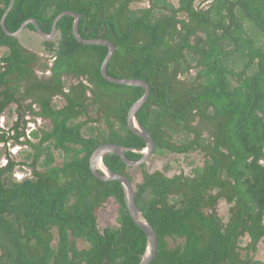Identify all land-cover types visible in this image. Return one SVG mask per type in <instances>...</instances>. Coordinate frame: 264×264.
<instances>
[{"label": "trees", "instance_id": "16d2710c", "mask_svg": "<svg viewBox=\"0 0 264 264\" xmlns=\"http://www.w3.org/2000/svg\"><path fill=\"white\" fill-rule=\"evenodd\" d=\"M197 1L16 0L6 27L15 32L35 18L50 33L60 13L82 14L84 38L116 47L108 74L150 84L137 119L154 139V155L202 157L189 162L188 173L139 167L137 204L158 237L151 264H264L256 258L264 244V11L261 19L256 6L213 0L201 8ZM10 3L0 0V121L14 114L12 104L17 119L0 126V158L7 160L0 165V264H139L146 235L122 184L97 178L90 158L103 143L146 148L128 126L145 89L107 81L101 66L108 48L80 43L72 16L58 21L57 39L42 41L44 56L28 51L2 29ZM27 115L50 125L28 134ZM11 146L28 148L22 161ZM104 162L135 181L119 156ZM18 168L31 176L18 179ZM110 200L116 222L103 227L99 209ZM223 201L226 217L218 213Z\"/></svg>", "mask_w": 264, "mask_h": 264}, {"label": "water", "instance_id": "95a60500", "mask_svg": "<svg viewBox=\"0 0 264 264\" xmlns=\"http://www.w3.org/2000/svg\"><path fill=\"white\" fill-rule=\"evenodd\" d=\"M15 2L16 0H11L9 7L4 13L1 20V26L5 34L11 37H18L23 33L28 24L33 23L36 27L38 35L44 40L51 41L56 39L57 37L58 21L64 16H72L75 19L73 25V33L75 38L80 43L85 45H102L108 48V54L101 66V73L103 77L111 83L140 87L145 89L144 95L131 106L128 112V126L134 134L144 139V141L146 142V148L140 151L136 148H130L114 143H103L99 145L92 153L90 158V167L93 174L100 180L107 182L118 181L122 184L125 194L126 205L130 212V215L134 220L135 224L145 233L147 238V248L139 264H151L158 254V237L154 227L145 217L144 212L139 208L137 204L135 184L126 175L110 169L104 162V157L107 154H115L119 156L128 167L139 168L142 165L147 164V162L154 156L156 149L154 139L150 132L137 119L138 111L144 106V104L149 99L151 93L150 84L138 78H117L110 76L108 74V67L116 51L115 45L111 41L104 38H84L80 33V21L83 15L75 11L67 10L60 13L55 18L53 22L52 31L50 33L45 32L40 27L39 22L35 18L25 21L17 31H9L6 27V18L14 8ZM126 152H136L142 157L138 160H131L126 155Z\"/></svg>", "mask_w": 264, "mask_h": 264}, {"label": "rangeland", "instance_id": "374dc122", "mask_svg": "<svg viewBox=\"0 0 264 264\" xmlns=\"http://www.w3.org/2000/svg\"><path fill=\"white\" fill-rule=\"evenodd\" d=\"M174 2H177V0H175ZM138 5L147 6L148 3H141ZM134 6H137V5H134ZM19 40L26 48L31 49L32 51L41 53L42 51L41 49L42 48V38L41 37L31 32H24L19 37ZM68 81L73 82L74 80L68 79ZM54 103L57 104L58 106H62L63 101L61 98H56ZM93 117L97 118L95 114ZM14 119H15L14 115H11L9 114V112H7L5 117H1V124L7 128L6 124L12 125ZM30 125L32 126L31 127L32 129L34 128L37 129V128H43L44 126L49 125V124L47 121L39 119L37 122L31 123ZM2 150H3V145L0 144V152H2ZM27 150L28 148L24 146H14V147L11 146V153L14 159H16L17 161L23 160V156L26 154ZM201 159L202 157L197 153L191 154L188 159H186L184 155H177V154L169 155L167 157H161L158 155H154L147 162L146 169L149 171L164 170V168L167 165H170L171 173L180 172V170H184L186 173H188L191 169L189 162L195 161L196 163L199 164L201 163ZM59 162H61V159H59ZM4 164H6V159L4 157H1L0 165H4ZM130 172L134 177V180H135L134 183L141 181L142 171L140 168H132ZM16 176L20 179L29 177L31 176V170L28 168H25V169L18 168V170L16 171ZM218 213L220 216L226 217L228 213V205L226 204V202L223 201L219 203ZM116 216H117V206L113 200H110L105 205V207L99 211V223L101 226L115 224ZM244 240L245 242H248L249 237H245ZM259 247H260L259 248L260 250H259L258 255H256V258L264 260V244H261Z\"/></svg>", "mask_w": 264, "mask_h": 264}, {"label": "flooded vegetation", "instance_id": "af4514ba", "mask_svg": "<svg viewBox=\"0 0 264 264\" xmlns=\"http://www.w3.org/2000/svg\"><path fill=\"white\" fill-rule=\"evenodd\" d=\"M173 1H175V0H173ZM202 1H204V0H198L197 1V3H196V5L197 6H199V7H201V8H208L210 5H211V3L213 2V0H208V1H205V2H202ZM232 3L233 4H235V6L236 7H238V8H240L241 6L242 7H246V6H250V5H252V6H256L257 8V10H258V12H259V14L257 15V17L258 18H263V16H262V11H264V9H262L261 7L263 6V3H264V0H232ZM261 9H260V8ZM238 8H236V13H237V19L239 20V18L241 17L240 16V10L238 9ZM239 11V12H238ZM248 13V12H247ZM29 19H32V18H29ZM29 19H27V20H29ZM26 20V21H27ZM255 20H257V18H255ZM240 21V20H239ZM241 22V21H240ZM244 22H246V23H244L243 25H244V29H245V31L247 32V33H250L251 34V31H253V30H251L250 28H252V26H253V24H251V21H244ZM243 23V22H242ZM30 25H33L34 27H35V25L33 24V23H30V24H28L27 26H26V28H25V30L23 31V33L24 32H31V33H33V34H35V35H37V36H39L38 35V33H37V31H36V27H35V29H31L30 28ZM40 25V24H39ZM41 27V26H40ZM251 30V31H250ZM22 33V34H23ZM21 34V35H22ZM21 35H19L18 37H16V38H18L19 39V37L21 36ZM58 35L59 34H57V37H56V39L58 38ZM40 37V36H39ZM44 39H42V41H43ZM55 40V39H54ZM20 41V40H19ZM21 42V41H20ZM22 44V43H21ZM23 45V44H22ZM23 47H25L24 45H23ZM43 47V46H42ZM26 48V47H25ZM28 51H30V52H34V53H38V52H35V51H32L31 49H28V48H26ZM42 49V48H41ZM2 49H0V56H1V53H2ZM38 54H40L41 56H44L43 54H44V52H43V50L41 51V53H38ZM39 65V64H38ZM36 72H37V74L40 76V75H42L43 74V72H41V69L39 68V66H37V68H36ZM50 74V72H46V73H44V75L45 76H48ZM20 86L22 87V85L20 84ZM20 89V88H19ZM56 98H61V97H55V99ZM55 99H54V102H55ZM62 99V98H61ZM62 101H63V104H62V106L64 105V100L62 99ZM28 103L29 102H31V100L29 99L28 101H27ZM57 105V104H56ZM58 106V105H57ZM62 106H58L59 108L60 107H62ZM11 112H13L14 114H12V115H14V117H15V119H17V117H16V115H15V105L14 104H12L11 105ZM9 112V114H10V111H8ZM2 117H5L4 115L2 116ZM27 120H29V122H28V124H27V132H28V134H30L34 129H36V128H34V129H32L31 127V123H35V122H37L39 119H41V120H44V119H42V118H33V117H31L30 115H27L26 117H25ZM44 121H47V120H44ZM48 122V124L50 125V122L49 121H47ZM0 126L1 127H3L4 128V125H2L1 124V121H0ZM18 178V177H17ZM18 179H20V178H18ZM23 179V178H22ZM107 204V203H106ZM105 207V206H104ZM104 207H102V208H104ZM101 208V209H102ZM101 209H99V211L101 210ZM105 226H107V225H105ZM104 227V226H103ZM78 245L80 246V247H83V243L82 242H80V243H78Z\"/></svg>", "mask_w": 264, "mask_h": 264}, {"label": "built area", "instance_id": "2783aa9c", "mask_svg": "<svg viewBox=\"0 0 264 264\" xmlns=\"http://www.w3.org/2000/svg\"><path fill=\"white\" fill-rule=\"evenodd\" d=\"M6 162H7V160H6ZM5 165V164H4Z\"/></svg>", "mask_w": 264, "mask_h": 264}]
</instances>
